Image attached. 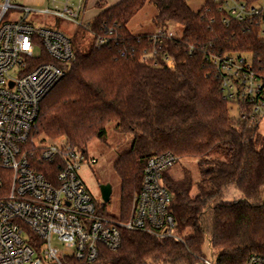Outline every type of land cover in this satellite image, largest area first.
Wrapping results in <instances>:
<instances>
[{
	"label": "trees",
	"instance_id": "16d2710c",
	"mask_svg": "<svg viewBox=\"0 0 264 264\" xmlns=\"http://www.w3.org/2000/svg\"><path fill=\"white\" fill-rule=\"evenodd\" d=\"M147 4L156 7L157 28H183L165 45L174 70L162 54L156 65L142 59L152 33L136 34L129 24ZM97 9L72 36L76 61L43 100L31 138H63L87 153L93 139L107 138L110 125L133 135L130 151L115 163L121 220L129 218L149 159L170 152L195 160L197 169L196 174L184 168L181 176L171 170L164 175L176 233L184 242L124 230L120 249L105 250L98 264H197L205 243L218 264H246L253 255L264 256V134L249 117L232 116L207 61L211 53H233L264 63V39L247 22L226 26L212 0L199 11L188 0H123L113 6L100 1ZM111 28L120 38L97 48V36ZM189 45L197 48L193 55ZM230 184L242 194L232 203L222 197Z\"/></svg>",
	"mask_w": 264,
	"mask_h": 264
},
{
	"label": "built area",
	"instance_id": "2783aa9c",
	"mask_svg": "<svg viewBox=\"0 0 264 264\" xmlns=\"http://www.w3.org/2000/svg\"><path fill=\"white\" fill-rule=\"evenodd\" d=\"M54 10H35L14 0H0V264H98L102 253L122 246V232L137 231L159 239L184 242L176 233L172 194L164 175L179 162L173 153L148 160L142 183L127 220L102 212L79 175L82 166L95 164L88 154L65 139L31 138L43 100L68 75L76 61L72 36L30 20L33 13L53 14L86 24V0H52ZM223 13V23L247 22L264 39V0H212ZM213 23V20H211ZM178 37L173 25L156 28L149 38L144 61L162 54L167 67V41ZM120 38L116 29L96 38L97 48ZM197 48L188 46L189 54ZM223 99L242 120L261 124L264 118V63L247 54H209ZM250 113H246V109ZM66 246L60 251L53 238ZM197 264H218L199 258ZM246 264H264L253 255Z\"/></svg>",
	"mask_w": 264,
	"mask_h": 264
},
{
	"label": "rangeland",
	"instance_id": "374dc122",
	"mask_svg": "<svg viewBox=\"0 0 264 264\" xmlns=\"http://www.w3.org/2000/svg\"><path fill=\"white\" fill-rule=\"evenodd\" d=\"M16 4L26 7H31L35 10H54L52 0H14ZM207 0H188L189 6L194 11L201 10ZM96 10L93 8L88 11L87 17L92 16ZM157 15L156 7L152 4H147L130 22V29L136 34L153 33L156 30L154 18ZM30 20L43 26H52L59 28L66 32L68 35L73 36L77 27L73 22L58 18L53 14L33 13ZM176 33L182 35L183 28L180 25H173ZM85 40V39H84ZM87 41V40H86ZM88 43V42H87ZM232 116L237 117L238 112L232 106ZM259 132L264 134V118L260 124ZM56 141V140H47ZM133 142V135H122L115 131L114 125H110L107 131V138L105 140L93 139L87 146V154L89 159H95V164H87L82 166L79 170V175L84 181V184L94 198L98 206L103 208L105 214L113 218L120 219V190L121 181L115 170V163L118 158L130 151ZM185 169L192 170L194 174L197 173L195 160H182L171 170L177 176H181L182 171ZM109 184L112 187L111 199L108 203H104L101 196L100 186ZM222 197L225 202L238 201L242 194L235 184H230L224 188ZM105 206V207H104ZM53 246L57 247L60 251H66L67 248L60 243L56 237L53 238ZM215 253V252H214ZM212 249L208 243L203 246L202 257L212 260Z\"/></svg>",
	"mask_w": 264,
	"mask_h": 264
},
{
	"label": "crops",
	"instance_id": "0c3cea01",
	"mask_svg": "<svg viewBox=\"0 0 264 264\" xmlns=\"http://www.w3.org/2000/svg\"><path fill=\"white\" fill-rule=\"evenodd\" d=\"M100 1H106L108 6H113V5H116V4L120 3L123 0H87L86 13L84 15V20L85 21H89V20L93 19L100 12L97 9V4ZM93 8L96 10V12L92 16L87 17L88 11L93 9Z\"/></svg>",
	"mask_w": 264,
	"mask_h": 264
},
{
	"label": "water",
	"instance_id": "95a60500",
	"mask_svg": "<svg viewBox=\"0 0 264 264\" xmlns=\"http://www.w3.org/2000/svg\"><path fill=\"white\" fill-rule=\"evenodd\" d=\"M101 196L104 203H108L112 195V187L109 184L100 186Z\"/></svg>",
	"mask_w": 264,
	"mask_h": 264
}]
</instances>
